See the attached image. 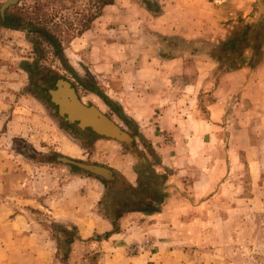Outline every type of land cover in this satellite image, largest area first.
<instances>
[{"label":"rangeland","instance_id":"rangeland-1","mask_svg":"<svg viewBox=\"0 0 264 264\" xmlns=\"http://www.w3.org/2000/svg\"><path fill=\"white\" fill-rule=\"evenodd\" d=\"M61 1H44L35 20L57 39L60 55L45 39L3 25L12 12L32 17L34 0L0 12V201L12 203L19 225L0 239V264H101L110 233L122 230L119 223L77 239L67 224L61 236L47 203L61 207L64 184L73 210L82 204L89 215L92 205L73 182L85 171L58 157L111 170L120 158L126 176L133 180L134 170L153 187L169 177L172 196L150 219L159 230L130 243L127 256L264 264V0H113L101 10L98 0ZM53 79L72 84L130 143L76 141L68 133L75 124L50 103ZM163 107L180 122L160 123ZM125 112L147 118L136 123ZM127 186L116 182L107 196L104 185L103 199L116 206Z\"/></svg>","mask_w":264,"mask_h":264},{"label":"crops","instance_id":"crops-1","mask_svg":"<svg viewBox=\"0 0 264 264\" xmlns=\"http://www.w3.org/2000/svg\"><path fill=\"white\" fill-rule=\"evenodd\" d=\"M168 101H172L174 103L176 100L175 98H167V96L160 97V102ZM155 102H157V100H155ZM174 113L170 111L169 107H166L165 110L163 107L156 113L155 116L158 118L160 123H170L174 126V124H177L176 122H180L178 121L179 119H176ZM125 114H128L127 116H130V118H132V120L136 123L141 121L143 118H147L145 116H141V114L139 116L137 113L132 114L130 112H125ZM181 123H183V121ZM187 123H189V120L186 121L185 124ZM99 140L100 139L97 141ZM117 163L119 164V167H113V169L119 173L120 176L117 175V178H114V183L122 182L124 184L125 182L129 186L133 187L134 190L122 191V196L118 195L117 197H114L113 202L116 203V206H113L112 202L108 204L107 201L103 199V196H105L103 195L104 185L98 179L83 176L78 177L77 179L75 178L73 182L76 183L78 187L86 188L85 200L90 202L92 205L91 209L88 211L89 215H87L86 212L83 213V210L86 209L82 206V204L78 206V208H80L79 210H73L71 202L67 198V193L70 192V185L67 187L65 184L63 186L64 196L61 199V207L57 209L55 206H52V201H49L47 203V212L49 213L50 218L53 219L52 222L54 224L64 227L67 224H72V226L76 227L77 239H86L94 235L109 232L113 229L115 224L122 223L121 226H123V228L120 232L110 233L108 242H110L111 248L110 251L101 255V264H151L152 261H156L157 255L146 253L144 255L129 257L125 251L126 247L130 243L139 242L144 239L145 236L151 235V232L155 233L159 230L161 224L159 222L155 225L150 224V219L159 218L160 214L165 211L163 209L164 205L169 200V197L172 196L171 194L173 192L170 184L168 183L169 177L164 178L163 184L159 186L155 185V187H153L145 182V177L140 178L133 168L131 169L133 170L134 179H130L122 171V168L126 167L123 164L120 165V163H122L120 158L117 159ZM151 170H154L153 173L158 175L164 174L153 169L152 166H150L149 171ZM0 181H2V179H0ZM104 202L107 205V212L102 213L98 210V206ZM11 206H13L12 203H8L6 199L4 202L0 201L1 240L4 237L5 239L12 237L14 232L19 227L16 220L10 218L13 214ZM133 219H139L141 222H130V220ZM37 226H39V222H37ZM8 230L10 231L9 237L7 235ZM3 235L4 237L1 238ZM168 252L169 251L165 252L164 255L170 256L168 255ZM169 254L171 253L169 252ZM159 261H161V258Z\"/></svg>","mask_w":264,"mask_h":264},{"label":"water","instance_id":"water-1","mask_svg":"<svg viewBox=\"0 0 264 264\" xmlns=\"http://www.w3.org/2000/svg\"><path fill=\"white\" fill-rule=\"evenodd\" d=\"M19 0H7L2 4L0 11L17 3ZM65 88L66 93H61V89ZM51 101L59 106V113L66 117V120L74 123H78L80 129H91L95 134L100 137L113 139L121 143H130L131 137L123 131L119 125L103 114L98 108L92 105H85L81 99L78 98L74 89L70 87V84L66 81L59 79L56 81V90L49 92ZM67 95L68 99L64 96ZM62 99H66L63 102ZM66 105V107H65ZM58 161L63 163H69L82 171L92 173L96 176H101L105 179H111L112 171L108 167L96 164L78 163L69 160L65 157H58Z\"/></svg>","mask_w":264,"mask_h":264},{"label":"trees","instance_id":"trees-1","mask_svg":"<svg viewBox=\"0 0 264 264\" xmlns=\"http://www.w3.org/2000/svg\"><path fill=\"white\" fill-rule=\"evenodd\" d=\"M20 1H23V0H20ZM44 1H46V0H34L35 5H34V13L32 14V17H27L24 19V18L20 17L19 13L12 12L10 14L4 15L2 22H3V25L9 29L23 31L26 34L32 33V34H35L37 37H41V38L45 39L53 48L56 49L57 53L60 55L59 43H58L57 39L54 37V35H52L49 32V30L46 29V27H45V25H43V23H36V21H35L39 17V13L41 12V10H43V8H44V5H45L43 3ZM57 1H60L59 3L62 4L61 0H48V4L50 2H57ZM112 2H113V0H98V9L101 10L105 6L110 5ZM17 4L18 3H15L9 7H14ZM9 7H7V8H9ZM7 8H5V9H7ZM0 12H3V11H0ZM43 15H44V13H43ZM93 18H95V16H93L91 14L89 16V18L87 19V22L84 25H82V29H87L89 27L90 22L93 20ZM22 22L25 23V25H21ZM263 22H264V20H263ZM45 79L46 78L44 77L43 81H45ZM50 91L51 90H49V92ZM131 153L133 155H136V154H134L135 152H131ZM31 159H34V158H31ZM41 161H45V160L41 159ZM111 171H112L111 179H105L101 176H96V175L89 173V172H85V173L87 174V176H92V177L98 179L102 184H104L105 189H106L105 192L108 196V193L110 192V186L112 184H114V178L117 177L116 171H114V170H111ZM142 174L144 175L145 173H140V175H142ZM155 176L158 177L159 175L155 174ZM159 185H160V183L156 184V186H159ZM127 188L129 191L134 190L133 187H131L129 185L127 186ZM57 227L61 228L60 226H57ZM60 230H61V236L62 237L67 236L68 233L65 229L61 228ZM108 235H109L108 233L105 234L106 237Z\"/></svg>","mask_w":264,"mask_h":264},{"label":"flooded vegetation","instance_id":"flooded-vegetation-1","mask_svg":"<svg viewBox=\"0 0 264 264\" xmlns=\"http://www.w3.org/2000/svg\"><path fill=\"white\" fill-rule=\"evenodd\" d=\"M56 81L57 79H53L52 80V89L53 90H56ZM70 87L73 89V86L72 84H70ZM75 91V89H74ZM76 93V92H75ZM50 96V94H49ZM51 97V96H50ZM79 98V97H78ZM80 99V98H79ZM50 103L51 105L53 106V108L57 111V114L60 116V113H59V106L54 103L53 101L50 100ZM83 103V102H82ZM84 104V103H83ZM86 105V104H85ZM89 106V105H87ZM62 116V115H61ZM110 118V117H108ZM75 124V125H74ZM72 125H74V127L77 129L75 132H68L69 135H74L75 136V140L76 141H79V142H84L85 144L88 143V141H92L93 137H96L97 134H95L91 129L89 128H86V129H80L78 128L76 125H78L77 122L73 123ZM75 133V134H74ZM132 136V135H131ZM84 137V139H82ZM98 137V136H97ZM133 137V136H132ZM82 142V143H83Z\"/></svg>","mask_w":264,"mask_h":264},{"label":"bare ground","instance_id":"bare-ground-1","mask_svg":"<svg viewBox=\"0 0 264 264\" xmlns=\"http://www.w3.org/2000/svg\"><path fill=\"white\" fill-rule=\"evenodd\" d=\"M61 90H62L61 93H63V94L66 93L65 88H63V89H61ZM64 96L68 99L67 95H64ZM62 100H63V102H66V101H67L66 99H62ZM65 107H66V105H65Z\"/></svg>","mask_w":264,"mask_h":264}]
</instances>
